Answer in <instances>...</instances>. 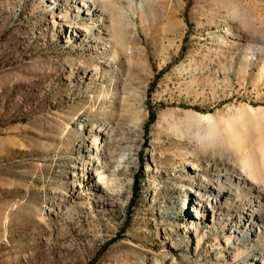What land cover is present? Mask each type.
Segmentation results:
<instances>
[{
    "label": "rangeland",
    "instance_id": "1",
    "mask_svg": "<svg viewBox=\"0 0 264 264\" xmlns=\"http://www.w3.org/2000/svg\"><path fill=\"white\" fill-rule=\"evenodd\" d=\"M0 264H264V0H0Z\"/></svg>",
    "mask_w": 264,
    "mask_h": 264
},
{
    "label": "trees",
    "instance_id": "2",
    "mask_svg": "<svg viewBox=\"0 0 264 264\" xmlns=\"http://www.w3.org/2000/svg\"><path fill=\"white\" fill-rule=\"evenodd\" d=\"M154 118V116H152V119Z\"/></svg>",
    "mask_w": 264,
    "mask_h": 264
}]
</instances>
